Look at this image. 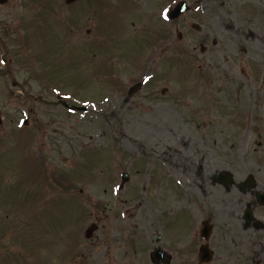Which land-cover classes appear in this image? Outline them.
<instances>
[{"label": "rangeland", "instance_id": "rangeland-1", "mask_svg": "<svg viewBox=\"0 0 264 264\" xmlns=\"http://www.w3.org/2000/svg\"><path fill=\"white\" fill-rule=\"evenodd\" d=\"M107 1L102 40L87 43L99 36L96 23L82 30L72 27L70 33L82 44L55 57L67 74L59 73L60 88L68 91H60V97L88 107V114L70 118L60 106L37 105L42 129L35 118L24 128L21 98L0 97V244L6 250L18 245L33 264H151L149 251L161 245L153 237L158 225L169 243L191 244L190 217L170 208L165 198L166 192L181 197L176 183L189 185L178 172L183 156L189 161L183 166L191 174L190 187H213L208 197L194 192V211L211 202L234 212L239 199L242 215L250 202L256 213L249 193L226 194L222 186L212 185V175L222 171L230 172L237 184L254 175L257 187H264V0ZM180 1L191 10L169 21ZM149 37L152 42L158 38L151 48L145 42ZM55 46L63 54L64 46L56 42L53 51ZM149 75L147 93L130 96L129 89ZM164 87L171 92L162 98ZM197 88L218 89L217 95L200 92L207 94L199 101L208 107L201 113L192 107L193 102L199 107ZM206 119L210 122L203 128ZM32 148L52 173L71 177L67 194L38 191L45 196L36 201L27 192L11 193L19 184L29 187L20 173L25 160L27 165L37 160L27 155ZM89 149L98 153H86ZM124 172L130 180L120 189ZM185 202L175 201V206ZM216 210L209 209L216 226L211 264H264V234L258 243L243 220L219 218ZM93 222L100 229L86 241L84 231ZM171 257L172 264L191 259L176 253ZM3 260L0 264H15Z\"/></svg>", "mask_w": 264, "mask_h": 264}, {"label": "flooded vegetation", "instance_id": "flooded-vegetation-1", "mask_svg": "<svg viewBox=\"0 0 264 264\" xmlns=\"http://www.w3.org/2000/svg\"><path fill=\"white\" fill-rule=\"evenodd\" d=\"M0 0V79L11 77V87L0 86V95L7 93L23 96H46L53 91L50 66V49L56 43H65L70 38L72 27L83 29L86 24L96 26L102 21L101 11L103 0ZM79 29V28H78ZM80 30V31H81ZM75 42L82 43V38L75 35ZM24 75L19 82L15 77ZM42 100V99H41ZM183 165L189 162L183 156ZM172 165V164H171ZM181 165L178 172L189 184L187 187H180L181 197H176L172 192L166 196V202L171 204L172 209L183 210L190 217L193 225L191 244H176L166 241L168 237L162 236V229L154 231L153 237L161 241V249L169 256L173 254L190 256L189 261L178 262V264H201L199 260L200 250L208 246L212 254L216 255L213 246V238L216 226L209 214V209L217 208V216L222 219L236 218L246 229H253L257 234L258 243L263 239L264 234V187H220L223 192L230 194L231 191L238 193H249L253 197V205L256 213L253 212V219L248 223L245 219L246 211L251 209L252 203L246 205L242 215V206L237 199L238 206L235 211L216 206L207 202L196 211L192 210L194 203V192L199 191L203 196L208 197L210 188L194 185L190 187V173L185 171ZM176 168V167H175ZM203 170V167H201ZM185 185V184H184ZM214 185V184H212ZM172 199V203H171ZM186 202L180 207L175 206V201ZM222 202L220 205H223ZM215 206V207H214ZM252 210V209H251ZM261 216V217H260ZM211 228V234L202 236L205 224ZM172 240H174L172 238ZM166 241V242H165ZM264 250V244H260V250ZM168 250L169 253H168ZM259 250V251H260ZM210 253V252H209ZM211 254V253H210ZM212 255V256H213ZM196 256V260L192 259ZM210 264V263H209ZM262 264V262L258 263Z\"/></svg>", "mask_w": 264, "mask_h": 264}, {"label": "water", "instance_id": "water-1", "mask_svg": "<svg viewBox=\"0 0 264 264\" xmlns=\"http://www.w3.org/2000/svg\"><path fill=\"white\" fill-rule=\"evenodd\" d=\"M186 9H187V6L185 3L179 5L178 8L173 12L172 17L176 18V17L180 16ZM228 180L233 182L232 178H230ZM123 181L124 182L128 181V176L125 174L123 175ZM156 257H158V254L156 255Z\"/></svg>", "mask_w": 264, "mask_h": 264}, {"label": "trees", "instance_id": "trees-1", "mask_svg": "<svg viewBox=\"0 0 264 264\" xmlns=\"http://www.w3.org/2000/svg\"><path fill=\"white\" fill-rule=\"evenodd\" d=\"M53 179L57 182V183H63L64 185H69V186H72L73 184V181L70 177H67L65 175H58L56 173H53L52 174Z\"/></svg>", "mask_w": 264, "mask_h": 264}]
</instances>
